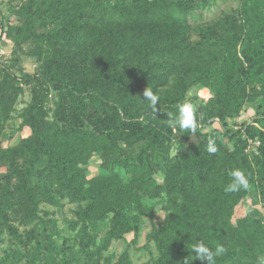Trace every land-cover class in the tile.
Here are the masks:
<instances>
[{
    "label": "trees",
    "instance_id": "1",
    "mask_svg": "<svg viewBox=\"0 0 264 264\" xmlns=\"http://www.w3.org/2000/svg\"><path fill=\"white\" fill-rule=\"evenodd\" d=\"M12 1L0 12L15 56L0 62V264H134L131 247L149 264H191L197 240L226 247L216 264H256L264 215L234 217L253 194L264 209V0ZM196 86L211 97H189ZM25 87L16 132L30 134L5 147ZM185 101L195 130L171 124ZM248 106L256 116L237 125ZM236 169L248 187L226 192Z\"/></svg>",
    "mask_w": 264,
    "mask_h": 264
},
{
    "label": "rangeland",
    "instance_id": "2",
    "mask_svg": "<svg viewBox=\"0 0 264 264\" xmlns=\"http://www.w3.org/2000/svg\"><path fill=\"white\" fill-rule=\"evenodd\" d=\"M10 0H0V12L3 17H8L11 14V4L9 2ZM214 1V0H209ZM218 1V4H220L224 10H234L238 8L242 0H216ZM23 2V0H14L12 1L13 5L18 4L19 5ZM193 39H197V33H194ZM14 45L10 41H6L4 38L3 48L0 51V62L1 63H10L14 60V54H13V47ZM23 51H19V55L21 57L20 66L24 67V69L28 73H34L38 69V65L33 61L32 59L28 58V52L30 50L29 47H23ZM189 97H197L200 100H207L211 97V94L208 90L203 89L201 87H194L191 89L189 93ZM32 99V93L30 88H26L24 90V94L20 97L19 102L16 107V113H15V119L10 121L7 125V128L4 132V146L10 147L12 145H15L22 137H26L30 134L29 129H25L22 132H16V130L19 127L20 120L17 118L18 113H20L31 101ZM256 109L255 107H246L244 112L238 117L235 121L237 125H241L243 123H251L252 119L256 116ZM102 161L97 156L92 159V162L90 164V171L96 173L97 170L100 169ZM5 172V169H0V173ZM249 210H252L255 214L264 215V209L262 205L259 202L258 197L253 194L250 196V198L242 205H240L236 209L234 220H237L243 216H245ZM70 207H67L64 211L58 213V216L61 217H69L70 214ZM162 219V215L158 214L152 221L147 222L146 227L144 231L141 233V236L139 238V244L138 248H141L145 242H146V236L147 234L155 227L157 226ZM133 239L132 235L127 236V241L130 242ZM125 244L120 243L118 245V251L121 252L124 248ZM153 251V250H152ZM131 256L133 259L134 264H149L151 262V252L149 251H141L135 248H130ZM1 254V253H0Z\"/></svg>",
    "mask_w": 264,
    "mask_h": 264
},
{
    "label": "clouds",
    "instance_id": "3",
    "mask_svg": "<svg viewBox=\"0 0 264 264\" xmlns=\"http://www.w3.org/2000/svg\"><path fill=\"white\" fill-rule=\"evenodd\" d=\"M143 99L150 102V105L155 108L158 103L159 97L150 89L146 88L143 92ZM171 124L173 127H179L184 130H195L198 126L196 108L191 102H183L177 105V113L172 119ZM207 151L209 153H216L217 148L212 139L208 140ZM230 182L225 186L226 192H237L240 189H247L248 177L245 173L239 169L233 170L229 173ZM194 252L195 255H191V264L194 260L207 262V264H216V258L224 255L227 252L226 247L223 244H217L213 250L207 244L197 240L191 244L190 253ZM182 264H190L189 260L185 258ZM256 264H264V255L258 256Z\"/></svg>",
    "mask_w": 264,
    "mask_h": 264
},
{
    "label": "built area",
    "instance_id": "4",
    "mask_svg": "<svg viewBox=\"0 0 264 264\" xmlns=\"http://www.w3.org/2000/svg\"><path fill=\"white\" fill-rule=\"evenodd\" d=\"M3 41H4V29L0 27V51L3 48Z\"/></svg>",
    "mask_w": 264,
    "mask_h": 264
}]
</instances>
